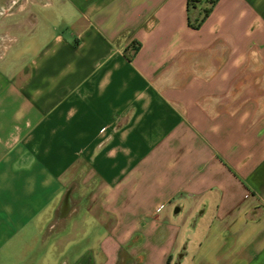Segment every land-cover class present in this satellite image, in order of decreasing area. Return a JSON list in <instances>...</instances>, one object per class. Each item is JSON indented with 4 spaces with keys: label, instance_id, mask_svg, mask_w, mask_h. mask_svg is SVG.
I'll use <instances>...</instances> for the list:
<instances>
[{
    "label": "crops",
    "instance_id": "1",
    "mask_svg": "<svg viewBox=\"0 0 264 264\" xmlns=\"http://www.w3.org/2000/svg\"><path fill=\"white\" fill-rule=\"evenodd\" d=\"M210 1L0 0V264H264V0Z\"/></svg>",
    "mask_w": 264,
    "mask_h": 264
},
{
    "label": "trees",
    "instance_id": "2",
    "mask_svg": "<svg viewBox=\"0 0 264 264\" xmlns=\"http://www.w3.org/2000/svg\"><path fill=\"white\" fill-rule=\"evenodd\" d=\"M216 1L217 0H211L210 2H211L212 5H214L216 3ZM200 2H201V0H189V10L192 7L196 6ZM210 11H211L210 8L209 9H205L203 18L201 20L197 21L196 24H193V27L198 28L202 24V22L204 21V19L209 15Z\"/></svg>",
    "mask_w": 264,
    "mask_h": 264
},
{
    "label": "rangeland",
    "instance_id": "3",
    "mask_svg": "<svg viewBox=\"0 0 264 264\" xmlns=\"http://www.w3.org/2000/svg\"><path fill=\"white\" fill-rule=\"evenodd\" d=\"M2 50H3V49L0 50V53H1Z\"/></svg>",
    "mask_w": 264,
    "mask_h": 264
}]
</instances>
